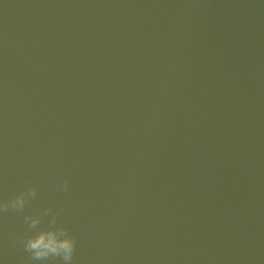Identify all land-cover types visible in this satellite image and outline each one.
Instances as JSON below:
<instances>
[{
    "label": "water",
    "instance_id": "water-1",
    "mask_svg": "<svg viewBox=\"0 0 264 264\" xmlns=\"http://www.w3.org/2000/svg\"><path fill=\"white\" fill-rule=\"evenodd\" d=\"M30 185L0 264H63L23 246L53 216L72 264H264V0H0V201Z\"/></svg>",
    "mask_w": 264,
    "mask_h": 264
},
{
    "label": "clouds",
    "instance_id": "clouds-1",
    "mask_svg": "<svg viewBox=\"0 0 264 264\" xmlns=\"http://www.w3.org/2000/svg\"><path fill=\"white\" fill-rule=\"evenodd\" d=\"M68 180L65 179L61 188L67 190ZM35 186H28L19 195L13 197L10 201H0V213H7L10 209L22 211L28 201L36 197ZM50 212L51 209L45 210ZM26 216L25 223L29 229H36L40 224L41 215ZM51 227L35 231L32 235L24 238V250L31 255L33 261H44L52 258H60L63 264H72L76 249V238L70 234L64 227H56V217L53 216Z\"/></svg>",
    "mask_w": 264,
    "mask_h": 264
}]
</instances>
